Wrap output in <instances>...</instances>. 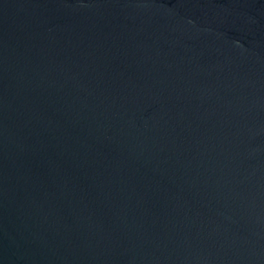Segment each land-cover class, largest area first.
<instances>
[{"label":"water","instance_id":"obj_1","mask_svg":"<svg viewBox=\"0 0 264 264\" xmlns=\"http://www.w3.org/2000/svg\"><path fill=\"white\" fill-rule=\"evenodd\" d=\"M0 264H264V0H0Z\"/></svg>","mask_w":264,"mask_h":264}]
</instances>
